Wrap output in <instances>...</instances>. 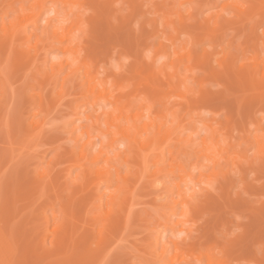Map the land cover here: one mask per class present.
Listing matches in <instances>:
<instances>
[{
  "label": "rangeland",
  "instance_id": "rangeland-1",
  "mask_svg": "<svg viewBox=\"0 0 264 264\" xmlns=\"http://www.w3.org/2000/svg\"><path fill=\"white\" fill-rule=\"evenodd\" d=\"M24 1L10 0V27L18 26V17L36 14L32 6L39 0ZM67 1L66 6L61 4ZM133 2L139 3L137 7L141 3L136 13L133 12L136 7H132ZM45 5L39 14L38 27L28 24V34L22 33L16 47L12 51L10 49L8 105L11 107L13 104V88L21 84L23 96L16 99L11 113L4 107L8 112L7 115L2 113L4 118L0 119V264L13 259L17 264H60L68 257V264L75 263L76 259L75 264H101L106 257L123 264H159L157 261L153 263V259L167 243L174 248L180 245L175 254L196 250L208 257V262L203 263H198L193 257L190 264H262L264 244L263 247L260 244L264 241V231H260L264 228V209L261 210L259 204L264 198L256 204L260 196L253 203L252 198L257 193L254 190V197L250 192V196L244 193L246 198H241L243 193L239 185V191H236L242 195L234 191L240 200L234 205L233 201L232 207L238 206L240 211L237 207L230 208L227 201L224 202L229 208L226 205L223 208V204L218 208L219 204L213 202L221 199L213 187L216 183L211 187L205 184L213 179H219L220 183L222 177L229 174L237 181L245 177L241 174L251 179L257 177L258 181L263 178L264 184V167L258 166L262 168V171L257 170L258 174L262 172L258 177L256 172L250 174L252 166L247 168L248 160H245L252 159V164L255 161L256 164L257 159L264 155V101H261L264 100V0H47ZM45 19L50 22H47L46 32ZM67 31L71 32L70 36L59 46L72 48V55L59 52L58 44L50 36L51 32H56L60 38ZM30 35L32 40L29 42L26 37ZM25 52H31L30 56ZM63 62L68 63V67L59 72L54 70V73L52 67H60ZM25 77H28L27 81ZM86 81L101 92L112 95L113 104L106 103L104 99L97 101L95 94H88ZM153 84L156 85L154 88ZM159 88L165 97L160 95ZM238 96L240 102H237ZM5 109L3 112L7 111ZM108 114L113 118L124 117L125 128L131 136L136 132L135 124L145 127L152 119L169 133L167 142L149 154L148 173L134 180L135 194L130 195L123 190L115 204L108 201L117 194L116 188L105 190V184H98L100 181L95 180L93 171L110 170L118 181L128 173L133 176L139 169V150L134 144L120 139L116 127H109L106 122ZM138 115H143V118L138 119ZM88 116L94 120H85ZM131 117H135V123ZM97 118L101 119L99 125ZM31 122H43L41 130L32 132ZM119 124L116 123L117 126ZM21 126L26 139L35 138L37 141L36 151L41 160L47 158L48 170L37 175L34 166L30 168L26 163L5 183L2 177L7 165L3 154L7 148L11 163L15 147L12 141L18 136ZM100 126L110 135L102 133ZM212 130L217 136V140L214 138L219 144L217 147L210 141ZM111 137L118 139L113 147ZM150 137L143 132L139 139L145 141ZM178 141L184 144L181 142L179 145ZM199 144L207 148L206 153L200 152ZM94 155H102L109 163L94 162L91 167ZM119 155L136 163L137 166H132L134 170L129 171ZM245 163L246 170L251 172H244ZM83 165L88 169L89 165L92 174L88 170L83 174L80 168ZM40 176L42 180H39ZM195 179L203 186L197 188ZM257 179L254 181L256 186L259 185ZM50 182L56 185H53L54 191L49 187ZM171 187L181 190L187 203L194 208L189 214L191 217L180 219L173 215L171 207L169 210L167 203L181 199L177 197V191L175 196L170 193ZM102 193L107 194L105 203L108 204L104 205L100 200ZM257 195L259 197L260 194ZM126 197L128 199L122 205ZM248 197L250 200H245ZM17 198L19 201L16 202ZM58 199L66 201L67 206V218L59 224L55 216L50 219L45 215V211ZM243 199L245 203L250 202L245 204L250 211H260L263 220L259 213L260 220L246 207L244 210L250 213L243 212ZM222 200L223 197L217 202ZM5 205L9 206L7 213ZM221 211L225 215L222 212L219 218ZM236 211L243 216L240 222L236 220ZM178 212L185 213V209L179 207ZM219 219L228 221L222 225ZM72 220L78 222L77 226ZM173 224L179 229L184 225V229L194 230L192 240L186 237L188 244L183 242L184 236H176L178 232L172 235L170 227ZM237 226L242 227L243 232L226 244L222 242L220 237L230 235ZM52 230H58L64 237L65 247L52 244ZM95 233L99 244L93 243ZM86 234L90 238H86ZM21 235L25 238L20 239ZM72 236L77 241L76 246H83L87 239L85 245L90 246L89 256L82 247L70 244ZM24 243L29 246L27 252L30 253L25 252ZM226 249H231V252H226ZM109 252L111 256H108ZM225 255L227 258L230 255V259L224 260ZM170 257L167 255L165 260Z\"/></svg>",
  "mask_w": 264,
  "mask_h": 264
},
{
  "label": "bare ground",
  "instance_id": "bare-ground-1",
  "mask_svg": "<svg viewBox=\"0 0 264 264\" xmlns=\"http://www.w3.org/2000/svg\"><path fill=\"white\" fill-rule=\"evenodd\" d=\"M24 1V0H23ZM46 1L47 0H39V1H37L36 3H35V5H33L32 6V8H34V10H36V14L35 15H30V16H26V17H22V18H19L18 17V19H17V21H18V26L17 27H15V28H13V27H10V20H9V23H5V21H4V19H3V17H4V14H5V11H6V9L4 8V5H10V0H0V68H2L3 67V65L5 64V63H10V49H11V51L14 49V46L16 47V42L18 41V37L20 38V36L22 35L23 36V34L24 33H26V31H28L27 30V27H29L28 26V24L30 25V24H33L34 26H36V27H38V23H40V21L38 22V20L41 18V17H39V14H41V12L42 11H44L43 9H44V6H46L45 5V3H46ZM57 2H60L61 0H56ZM132 1H135V0H132ZM255 1V0H254ZM25 2V1H24ZM137 2V1H136ZM257 2V1H256ZM63 3V6L65 5H67L68 3H69V1H67V2H61V4ZM134 3V2H133ZM132 3V7L134 8L135 6V8L133 9V12H135V10L137 11L138 10V7H137V5H139V3L136 5L135 3V5ZM24 5H26V4H24ZM261 5V4H260ZM31 6V5H30ZM29 6V7H30ZM29 7H28V9H29ZM140 7H141V3H140ZM139 7V8H140ZM257 7V6H256ZM261 7V6H260ZM12 8H14V7H12ZM262 8V7H261ZM15 9V8H14ZM13 9V10H14ZM27 9V8H26ZM259 9V8H258ZM140 10V9H139ZM262 10H264V9H262ZM8 11H10V9H8ZM17 11V10H16ZM241 12H242V10H241ZM261 12V11H260ZM136 13V12H135ZM134 13V15H136ZM254 13V12H253ZM245 14H247L248 15V13H245ZM244 13H243V15H245ZM252 14V13H251ZM256 14H257V12H256ZM240 15H242L241 13H240ZM242 15V16H243ZM41 16V15H40ZM241 16V17H242ZM253 16H255V15H253ZM39 17V18H38ZM246 17V16H245ZM248 18H249V16H248ZM252 19V18H251ZM51 21V20H50ZM48 23H50V22H48ZM40 26V25H39ZM46 26H47V24H46ZM44 27V32H46L47 31V28L49 27V24H48V26L47 27ZM23 33V34H22ZM28 33H26V35H27ZM70 34H71V32L70 31H67V32H65V34H64V36L63 37H58V34L56 33V32H51V35L50 36H52L51 38L53 39V40H55V42L58 44V46L59 45H63V43H64V39H68V37L70 36ZM25 35V34H24ZM25 35V36H26ZM28 40L27 41H29L30 39L32 40V36L30 35L29 37H26ZM30 40V41H31ZM29 41V42H30ZM33 43V42H32ZM58 48V50H59V52H62L63 54L65 53H69V54H74L73 53V50H72V48H67V47H62V46H59V47H57ZM26 54H28V52H25ZM30 54H31V52H30ZM30 54H28L29 56H30ZM71 54V55H72ZM29 56H27V58L29 57ZM18 57V56H17ZM22 57V56H21ZM24 59H26V57H24ZM30 59V58H29ZM31 59L33 60V58L31 57ZM30 59V60H31ZM13 59H11V62L13 63V61H12ZM23 60V59H22ZM27 63H28V60L26 61ZM16 63V62H15ZM22 65V64H21ZM26 65V64H25ZM68 63H61V66L59 67V66H54V67H52V69H53V71L55 70V71H60V70H64L65 68H67L68 67ZM14 66V65H13ZM15 66H17V65H15ZM18 67V66H17ZM150 69H153V68H151V67H149ZM21 69H23V68H21ZM51 69V68H50ZM51 69V70H52ZM55 71H54V73H55ZM58 71V72H59ZM147 71H148V69H147ZM152 71V70H151ZM23 72V71H22ZM13 73H14V71H13ZM17 73V72H16ZM20 73V72H19ZM57 73V72H56ZM264 75V74H263ZM13 76H15V75H13ZM175 76H176V78H177V76L178 75H176L175 74ZM12 78V77H11ZM262 79H264V76H263V78ZM148 81V80H147ZM149 81H151L150 79H149ZM153 81V80H152ZM253 80H251V82H252ZM263 81V80H262ZM154 82V81H153ZM86 83L87 84H85V87H86V92L88 93V94H95V99L98 101V100H100V99H104V101L106 102V103H111V104H113V101H112V99H113V96L112 95H110L109 93H106V92H101L97 87H93L88 81H86ZM151 83V82H150ZM250 83V82H249ZM248 83V84H249ZM152 84V83H151ZM155 84V83H154ZM153 84V88H154V86H156V85H154ZM8 86V93H9V99H10V86H11V84H10V71H9V79L8 80H5L4 79V77H3V75L2 74H0V119L1 118H4V117H2V113L3 114H6L7 112H8V109H9V105L7 106V108L8 109H5L4 107H6V106H4V104H5V102H4V88H5V86ZM158 86V85H157ZM178 87H179V84L177 85ZM249 86V85H248ZM254 86V85H253ZM172 87H174V86H172ZM176 87V86H175ZM177 87V88H178ZM157 89V88H156ZM155 89V90H156ZM179 89V88H178ZM160 90V88L158 89V91ZM156 92V91H155ZM160 93V95L163 97L164 95H163V93H164V91H163V93L161 92V90L159 91ZM166 92V91H165ZM167 94V95H166ZM165 95L166 96H168V93H166ZM264 95V94H263ZM34 97V96H33ZM32 97V98H33ZM165 97V96H164ZM31 98V99H32ZM30 99V98H29ZM37 100H39V99H37ZM261 101H264V100H261ZM8 102H9V100H8ZM32 102H34V98H33V100H32ZM37 102H39V101H37ZM35 104V103H34ZM3 109H5V111L6 112H3ZM78 112V111H77ZM81 113V112H80ZM7 115V114H6ZM6 115H4L5 117H6ZM9 115V114H8ZM76 115H80V114H78V113H76ZM8 118V117H7ZM143 118V115H138V119H142ZM10 119V118H9ZM7 120V119H6ZM85 120H89L90 122H92V120H94V118H92L91 116L89 117H87V119H85ZM131 120L134 122L135 121V117H131ZM100 121H101V119L100 118H97V120H96V123L99 125V123H100ZM84 122V121H83ZM106 122H107V124L109 125V127H111V128H114V127H116L117 128V134L120 136V139H124V140H126V141H128L129 143H131V144H134L137 148H138V150H139V157H138V166L136 165V163H132L131 161L129 162L128 160H130V159H125V158H123L121 155H119L118 157L121 159V161H122V163L123 164H125L126 165V167H128V170L129 171H132V170H134V168L132 167L133 165H135V166H137L136 168L138 169V171H135V172H137V173H135L134 172V174H133V176L130 174V173H128L126 176H122V177H120V180L118 181V179L115 177V175H114V173H112L110 170H96V171H93V176L96 178L95 180H98V181H100L98 184H105V190H110V188H113L112 187V185H114V187L116 188V191H117V194H115L114 196H111L110 197V199H109V203L110 204H115L116 203V201H118L120 198H121V194L123 193L122 191L124 190V191H126V192H129V194L131 195V194H135V183H134V180L135 179H137V178H139L143 173H148V171H149V166H150V163H151V161H150V159H149V154L152 152V150L154 149V148H157V147H159V146H162L163 144H165L166 142H167V140H168V137H169V133L168 132H166V131H164V127H163V125H158L156 122H155V120L154 119H152V121H151V123H149V124H147L145 127H140V126H138V125H136L135 124V130H136V132H135V134L133 135V136H131L130 135V133H129V131L125 128V118L124 117H122V116H116L115 118H113L112 116H111V114H108L107 115V118H106ZM117 122H119L120 124L117 126L116 125V123ZM135 123V122H134ZM8 124V123H7ZM9 125V124H8ZM7 125V126H8ZM98 125H97V127H98ZM41 126H43V122H41V123H39V124H37V123H35V122H31L30 124H29V127L32 129L31 131L32 132H36V131H40L41 130ZM29 128V129H30ZM40 129V130H39ZM99 129H101V126H100V128ZM8 130V129H7ZM104 130V131H103ZM101 132L102 133H104L105 135H107V134H109V132H107V130H105V129H101ZM100 132V133H101ZM143 132H147L148 134H150L151 135V137L149 138V139H147V140H145V141H141L139 138H141L142 137V134H143ZM216 133H215V131H211V136H210V141H211V144L213 145V146H218L217 145V141H215V140H217L216 138H215V135ZM83 135V134H82ZM104 135V136H105ZM110 135V134H109ZM85 136V135H84ZM81 137V136H80ZM217 137V136H216ZM214 138H215V140H214ZM123 140V141H124ZM118 141V139H116V138H113V137H111V139H110V144H111V146L113 147V145L116 143ZM182 142V141H181ZM181 142L179 143V141H178V144L180 145L181 144ZM182 144H184L183 142H182ZM181 144V145H182ZM258 145V144H257ZM260 145V144H259ZM199 147H200V152H203V153H206L207 152V148L204 146V145H202V144H199L198 145ZM256 146V145H255ZM261 146V145H260ZM260 146H258V147H260ZM260 148H263V147H260ZM259 148V149H260ZM258 150V149H257ZM256 150V151H257ZM263 151H264V149H262ZM262 150H260L259 152H261ZM258 153V152H257ZM262 153V152H261ZM259 154V153H258ZM205 155V154H204ZM260 155V154H259ZM259 155H257L258 157H259ZM262 156H264V155H262ZM137 159V158H136ZM245 159V158H244ZM259 159H261V157H259L258 159H257V163L255 164V162L252 164V162L254 161H252V159H250L251 161H249V159L248 158H246L245 160L247 161L246 163L248 164H246L245 163V173H249V171H250V169L248 170H246V167L247 166H252V168L254 169H252L251 168V171H253V172H251L250 174H253L254 172H256V174H257V176L259 175V174H262V172H260L259 174H258V172H257V170H260V171H262L261 169H259L260 167H264V164H262V159L259 161ZM256 160V159H255ZM99 161V162H98ZM104 162V164H108L109 163V161H107V160H105L104 159V157L102 156V155H94L93 157H91V163H90V161H87V163L89 162L90 164H91V167L93 166L92 165V163H100V162ZM111 161V160H110ZM259 162H261V163H259ZM94 163V164H95ZM129 163H132L131 165L129 164ZM250 163V164H249ZM264 163V162H263ZM89 164V165H90ZM252 164V165H251ZM258 164V165H257ZM88 165V167H89V169L87 168V165L84 167V165L82 166V167H80L81 169H82V173L84 172V171H89V172H91L90 170H91V167ZM247 165V166H246ZM254 165V166H253ZM259 165H262V166H260L259 168H258V166ZM250 166L249 167H247V168H250ZM255 166L258 168H256V170H255ZM132 167V168H131ZM85 168H87L86 170H84ZM135 168V169H136ZM131 169V170H130ZM244 170V169H243ZM243 172V171H242ZM83 174H86V172H84ZM89 174H92V172L91 173H89ZM130 174V175H129ZM255 174V173H254ZM253 174V175H254ZM242 175H245V177H243ZM227 176V175H226ZM222 177V180L220 181V183H219V179H217V180H215L214 181V179L213 180H210V181H208L207 182V184H205L206 186H208L209 185V183H211V185H214L215 183H216V186L214 185L213 187H215L216 188V190L218 191L217 193V195H218V197H220L221 199H222V197H223V199L224 200H222L223 202H221L220 203V201H221V199H219L218 198V200H220L219 202H217L218 200H214L213 202L215 203V205L216 204H219L217 207L219 208L220 207V205H222L223 204V208H226V206H227V208H229L228 207V205L230 206V208L234 205V204H236L237 202L239 203V201L238 200H240V197L238 198V196H236V195H238L237 193H239V192H237L236 190L238 189V191H239V185H243V189H244V192L242 191V189L240 188V190H241V192L243 193V195L241 194V192L239 193V196H241V198H244L245 196H246V194L248 193V196H252L253 195V190L255 191V193L257 192V193H259L260 195H259V197H258V195H257V193L255 194V195H253V197L255 196V198H252V202L254 201V199H255V202H256V200L257 199H259L260 198V196H261V198L263 197L264 198V195H263V193H264V184H262L263 182H262V179L261 180H259L258 181V179H257V177H256V179H257V184H259V185H257L256 186V182H254L256 179H254L255 177H253V176H251V177H253V179H254V181L252 182V180L253 179H251L250 178V176L248 177V176H246V174H241V176H242V180L241 179H239L238 181H237V179L233 176H231L230 174L228 175V177ZM231 176V177H230ZM241 176H240V178H241ZM248 177V178H247ZM258 177H261V175H259ZM42 178V176H40V178H39V180H42L41 179ZM233 178H235V179H233ZM250 178V179H249ZM202 179V178H201ZM94 180V181H95ZM196 180V179H195ZM242 182H241V181ZM204 181V180H203ZM202 181V182H203ZM91 182V181H90ZM92 182H93V180H92ZM120 182H121V184H120ZM197 182H198V180H196V186H197V188H199V187H201V186H203V184L202 183H198L197 184ZM206 182V181H205ZM238 182H241V183H239L238 184ZM260 182H261V184H260ZM158 183H163V182H161V181H159ZM213 183V184H212ZM37 185V184H36ZM53 185H54V182H50V185H49V187H50V189L52 188V191H54L53 189H54V187H53ZM200 185V186H199ZM237 185H238V188H237ZM54 186H56V185H54ZM94 186H95V184H94ZM96 186L98 187L99 185H97L96 184ZM121 186V187H120ZM255 186V187H254ZM41 187V186H40ZM66 187V186H65ZM96 187V188H97ZM258 189H257V188ZM36 188H37V186H36ZM42 188V187H41ZM46 188V187H45ZM66 188H68V187H66ZM99 188V187H98ZM172 188V187H171ZM245 188H246V190H245ZM33 189V188H32ZM38 189V188H37ZM61 189H62V187H61ZM93 189V188H92ZM201 189V188H200ZM40 190V189H39ZM44 190H47V188L46 189H44ZM57 190V189H56ZM170 190V189H169ZM98 191V190H97ZM171 192V194L172 193H174L173 195L175 196V191H177L176 193H178L177 195V197L178 198H181L179 201H175L174 203H172V202H170V204L169 203H167V207H169V210H170V207H171V211H172V213H173V215L175 216H177L178 218H185V216L186 217H188V215L190 214V213H192V211L194 210V208H192L190 205L191 204H188L187 203V201H186V199H185V197H184V195L182 194V192H181V190H179V189H177V188H172L171 190H170ZM202 191V190H201ZM234 191H236L237 193H235ZM258 191H260V192H258ZM32 192V191H31ZM30 192V193H31ZM35 192H37L36 190H35ZM250 192H252V194H250L249 195V193ZM262 192V193H261ZM34 193V192H33ZM32 193V194H33ZM54 193V192H53ZM219 193H220V196H219ZM235 195H234V194ZM244 193H245V196H244ZM36 194V193H35ZM232 194H233V196H235L233 199H232ZM241 194V195H240ZM262 194V195H261ZM34 195V194H33ZM223 195V196H222ZM35 197V196H34ZM33 197V198H34ZM196 197H198V195H196ZM32 198V197H31ZM107 198V194L105 193V194H103L102 193V195H101V197H100V200L101 201H103V204L105 205V204H108V203H105V199ZM238 198V199H237ZM246 198V197H245ZM260 198V200H257L258 201V203H256V204H259V201L260 202H262V200H263V198L261 199ZM19 198H17V200H15L16 202L17 201H19L18 200ZM24 199H26V198H24ZM89 199V198H88ZM127 197L123 200V203H122V205H125L124 204V202L125 201H127ZM193 199H194V197H193ZM231 199H232V201H231ZM27 200H28V198H27ZM107 200H108V198H107ZM245 200H250L249 199V197L247 198V199H245ZM30 201V200H29ZM224 201H227V202H224ZM233 201H235V202H233ZM88 202V201H87ZM196 202V201H195ZM232 202H233V205H232ZM241 202H243V204L245 205V204H249V203H245L244 202V199L243 200H241ZM240 202V205L242 204ZM255 202H253V203H255ZM85 203V202H84ZM252 203V204H253ZM263 203H264V200H263ZM263 203H260L259 205H261L260 207H259V205H258V207L259 208H261V210H263L264 208V204ZM10 204V203H9ZM81 204V203H80ZM228 204V205H227ZM7 205H8V203H7ZM224 205H226V206H224ZM247 206L248 205H245V206H243L242 205V207H243V210H244V208L246 207L247 208ZM250 206H251V204H250ZM263 206V207H262ZM5 207H7V211H6V213L9 211L8 209H9V206H6L5 205ZM179 207H181V208H184L185 209V213H183V212H178V208ZM237 207V210L238 209H240V208H238V206H236ZM236 207H234L235 209H236ZM166 208V207H165ZM223 208H220V209H222V210H224ZM233 208V207H232ZM233 208V209H234ZM259 208H258V210H259ZM124 209V208H123ZM193 209V210H192ZM232 209V210H233ZM249 209V211L251 210L249 207L247 208V210ZM79 210H80V208H79ZM121 210H122V208H121ZM246 210V209H245ZM245 210L243 211L244 213H247V212H249V211H247L246 210V212H245ZM252 210H253V207H252ZM105 213V215L106 216H108V211L106 210V209H104L103 210ZM123 211V210H122ZM170 211V212H171ZM238 211H240V210H238ZM81 212V211H80ZM223 211H221V212H219L218 213V216H219V218H220V215H221V213H222ZM250 212H252V211H250ZM249 212V213H250ZM260 211H253L251 214H253V216H255V217H257L258 218V214L257 213H259ZM262 213H263V211H261ZM236 213V215H238V214H240V213H237V211L235 212ZM248 213V214H249ZM220 214V215H219ZM247 214V215H248ZM251 214H249L250 215V217L252 216ZM256 214V215H255ZM260 214V219L261 220H263L262 219V217H263V215L261 214V213H259ZM264 214V213H263ZM223 216L225 215L224 214V212H223V214H222ZM235 215V216H236ZM245 215V214H244ZM190 216V215H189ZM239 216V215H238ZM251 217L252 219H255L256 221H257V218H254V217ZM191 217V216H190ZM243 217V216H242ZM248 218H249V216H247ZM223 218V217H222ZM225 218V217H224ZM264 218V217H263ZM77 219H79V218H77ZM246 219V218H245ZM251 219V220H252ZM259 219V218H258ZM259 219V220H260ZM221 220L222 219H219V221L221 222ZM224 220V219H223ZM254 220V222H256ZM258 220V221H259ZM218 221V222H219ZM226 221V220H225ZM225 221H222L223 223L225 222ZM228 221V220H227ZM226 221V222H227ZM257 221V222H258ZM264 221V220H263ZM75 223V221L74 220H72V223ZM218 222H216V223H218ZM221 222V223H222ZM226 222H225V224H226ZM261 222V221H260ZM24 223V222H23ZM78 223V222H77ZM77 223H75L76 224V226H77ZM113 223H115V222H113ZM223 223H222V225H223ZM262 223V222H261ZM260 223V224H261ZM228 224V223H227ZM259 224V225H260ZM174 225V224H173ZM171 225L172 227H170V229H172V235H174L175 234V232H178V233H176V234H178V235H176V236H180V235H182V236H184L185 237V240H183V242L185 241L186 242V237L188 238V240H189V238H190V240H192L191 239V233L192 232H194V230L192 231H190V230H188L189 228H187V229H184L183 228V226H181V228L182 229H179L178 228V225ZM24 226V225H23ZM36 226V225H35ZM38 226V225H37ZM36 226V227H37ZM226 226V225H225ZM185 227V226H184ZM25 229H27L26 227H25ZM37 229V228H36ZM262 229H264V228H261V231L260 232H263L264 230H262ZM21 230V229H20ZM30 230V229H29ZM92 230V229H91ZM93 231V230H92ZM22 232V231H21ZM24 232H27V231H24ZM89 232V231H88ZM41 233V232H40ZM51 235H53V237H54V239H53V242H52V244L54 245H57V243H58V245L57 246H59L60 248L61 247H65V243H64V237L63 236H61L59 233H58V230H52L51 232ZM97 233V232H96ZM95 233V234H96ZM256 233V232H255ZM254 233V234H255ZM25 234V233H24ZM31 234V233H30ZM38 234H39V232H38ZM65 234V233H64ZM74 234H75V232H74ZM73 233H72V235H74ZM183 234H185V235H183ZM258 234H259V232H258ZM262 234V233H261ZM18 235H19V232H18ZM89 235H90V232H89ZM249 235H251V234H249ZM20 236V235H19ZM22 236V235H21ZM29 236V235H28ZM37 236V235H36ZM40 236V235H39ZM65 236V235H64ZM86 238H90L87 234H86ZM91 236V235H90ZM175 236V235H174ZM248 236V235H247ZM254 236H256V235H254ZM70 237V236H69ZM73 238V240H72V243H70V240H69V243L70 244H73V246L75 247L76 246V244L75 243H77V241L74 239L75 237L74 236H72ZM85 237V236H84ZM264 237V236H263ZM262 237V238H263ZM25 238V236L23 237L22 236V238H20V239H24ZM27 238V237H26ZM29 238V237H28ZM83 238V237H82ZM193 238V237H192ZM260 238H261V235H260ZM41 239V238H40ZM84 239V238H83ZM184 239V238H183ZM251 239H254V238H251ZM250 239V240H251ZM256 239V238H255ZM259 239V238H258ZM30 240V239H29ZM28 240V241H29ZM35 240V239H34ZM43 240V239H42ZM75 240V241H74ZM87 240V239H86ZM86 240L84 241V244H83V246L80 244V242H79V244L81 245V246H76L77 248H81L82 247V249H84L85 250V253H86V251L88 252V256H89V250H90V246H88V245H85L86 243ZM189 240V241H190ZM264 240V239H263ZM263 240H261V241H263ZM27 241V240H26ZM36 241V240H35ZM34 241V242H35ZM44 241H46V239L44 240ZM83 241V240H82ZM189 241H187L188 243H189ZM252 241H254V240H252ZM260 240H259V242H261ZM23 242V241H22ZM25 242V241H24ZM30 242V241H29ZM29 242H27V245L29 244ZM36 242H38V241H36ZM42 242V241H41ZM67 242V241H66ZM186 242V243H187ZM213 242H215V241H213ZM218 242V241H217ZM259 242H258V244H259ZM264 242V241H263ZM262 242V244H260L261 246L264 244ZM88 243V242H87ZM94 244H99L100 243V240H99V237H98V235L96 234L95 236H94V242H93ZM186 243H184V244H186ZM187 243V244H188ZM248 243H249V237H248ZM256 243V242H255ZM36 244V246L38 245L37 243H35ZM69 244V246H72V245H70ZM79 244H77V245H79ZM214 244H216V242L214 243ZM213 244V245H214ZM219 244H220V242H219ZM24 245V247H26V245H25V243L23 244ZM39 245H40V242H39ZM85 245V246H84ZM192 245V244H191ZM246 245V244H245ZM254 245V244H253ZM163 246L164 247H162L163 249V251L162 252H160V254H156V258L155 259H153V263H156V261H157V263L158 262H163L164 264H190L191 263V259L194 257L195 259H196V261L198 262V263H203L204 261L206 262H208V257L205 255V253H203L202 251H200V252H196V250L195 251H193L192 250V252H188V253H182L181 255L180 254H175L174 252L178 249V247H180V245L178 246H175V248H174V245H172L171 243H167L166 245L165 244H163ZM189 246V245H188ZM215 246L216 245H214V249H215ZM220 246H223V249L225 248L224 247V245H220ZM219 246V247H220ZM226 246V245H225ZM264 246V245H263ZM262 246V247H263ZM23 247V246H22ZM29 246H27L26 247V251H25V248H24V251L25 252H27V248H28ZM38 247V246H37ZM152 247V246H151ZM190 248H191V246H189ZM218 247V246H217ZM156 248H157V246H156ZM156 248L154 249V250H156ZM227 248V247H226ZM64 249V248H63ZM63 249H62V252H63ZM192 249V248H191ZM31 250V249H30ZM30 250H28V251H30ZM75 250V249H74ZM79 250V249H78ZM81 250V249H80ZM225 250V249H224ZM227 250H231V249H226V252H227ZM255 250V249H254ZM259 250V249H258ZM262 251V250H261ZM157 252V251H156ZM225 251H224V254L226 253ZM231 252V251H230ZM27 253H30V252H27ZM26 253V254H27ZM83 253V252H82ZM223 253V252H222ZM263 255H264V250H263ZM53 254V253H52ZM55 254V253H54ZM54 254H53V256H54ZM91 254V253H90ZM227 254V253H226ZM45 255V254H44ZM58 255V254H57ZM167 255H170L171 257H170V259H168V260H165V258H166V256ZM80 256V255H79ZM68 257V256H67ZM82 257V256H81ZM223 257V256H222ZM228 257L229 258H227V255H225V257H223L224 258V260H228V259H230V255H228ZM264 257V256H263ZM48 258V257H47ZM61 258V257H60ZM70 258H73V257H70ZM77 258V257H76ZM82 258H84V257H82ZM81 258V259H82ZM57 259H59L58 257H57ZM62 259H65V257L64 258H62ZM67 259H65V261H66ZM68 260H69V257H68ZM67 260V261H68ZM70 260H72V261H74L73 259H70ZM77 260V259H76ZM76 260L74 261L75 263H76ZM78 260H80V257H79V259ZM259 260V259H258ZM59 261V260H58ZM64 260L62 261L63 263L65 262ZM66 261V262H67ZM71 261V262H72ZM81 261V260H80ZM61 261H59L58 263H60ZM60 263V264H63V263ZM65 262V263H66ZM64 263V264H65ZM70 263V262H69ZM73 263V262H72ZM75 263H73V264H75ZM82 263V262H81ZM264 263V262H263ZM262 263V264H263ZM67 264H68V262H67ZM71 264V263H70ZM78 264V263H77ZM87 264V263H86ZM258 264V263H257Z\"/></svg>",
  "mask_w": 264,
  "mask_h": 264
},
{
  "label": "snow or ice",
  "instance_id": "snow-or-ice-1",
  "mask_svg": "<svg viewBox=\"0 0 264 264\" xmlns=\"http://www.w3.org/2000/svg\"><path fill=\"white\" fill-rule=\"evenodd\" d=\"M56 7V6H53ZM188 7V6H185ZM4 8L6 9L5 14H4V21L7 23V21L10 19L12 16V12L8 11V9L11 8L10 5H4ZM47 19H45V23L47 24ZM127 63V61H125ZM11 68L10 63H5L2 68H0V74L3 75L5 80L9 79V71ZM28 77H25V81H27ZM23 96V84L17 86L16 88H13L12 94H11V99L13 100V104L11 107H9V113H11L15 109V102L18 97ZM8 100H9V93H8V86L6 85L4 88V102L6 107L8 106ZM237 102H240V97H237ZM262 142H264V129H262ZM12 143L15 145L13 148L12 152V162L9 163V154L7 151V148H5L4 151V162L7 165V167L4 170L3 173V180L6 183L9 179L10 176H14L17 174L18 168L24 166L26 163H28L29 167L31 168L34 166L35 173L37 175L40 174L41 171L47 172L48 170V162L47 158L45 157L44 159H40L38 152L36 151L35 144L37 141L35 138L32 139H26L25 138V133L23 130V127L21 126V130L18 134V136L13 139ZM262 162H264V156H262ZM211 187V183L208 185ZM114 187V185H112ZM240 188H243V185H240ZM45 215L49 216L51 219L52 216L56 217V222L62 223L66 220L67 218V206H66V201L63 199H58L56 202L53 203L52 207L50 209H47L45 211ZM237 222H240L242 220L241 216H236ZM50 226V225H49ZM243 232V228L240 226H237L234 228L232 233L228 236H221L220 239L222 242L225 244L228 243L229 241L237 238L240 233ZM119 245H117V248ZM116 249H113L115 251ZM18 251V249H17ZM112 253L109 252L108 256H111ZM5 264V262H4ZM6 264H17V262L13 260H9L6 262ZM101 264H123L122 261L115 260V259H109L106 257ZM159 264H163V262H159Z\"/></svg>",
  "mask_w": 264,
  "mask_h": 264
}]
</instances>
